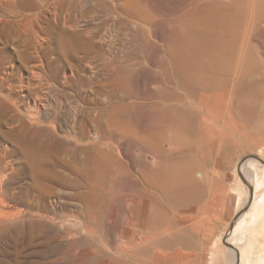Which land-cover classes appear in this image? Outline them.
I'll return each mask as SVG.
<instances>
[{"label":"rangeland","instance_id":"1","mask_svg":"<svg viewBox=\"0 0 264 264\" xmlns=\"http://www.w3.org/2000/svg\"><path fill=\"white\" fill-rule=\"evenodd\" d=\"M189 1L0 0V264H92L106 238L119 242L123 163L140 153L144 123L169 125L139 109L171 87ZM40 11L28 32L21 14Z\"/></svg>","mask_w":264,"mask_h":264},{"label":"bare ground","instance_id":"2","mask_svg":"<svg viewBox=\"0 0 264 264\" xmlns=\"http://www.w3.org/2000/svg\"><path fill=\"white\" fill-rule=\"evenodd\" d=\"M44 1L17 7L42 10ZM186 4L171 87L163 81L139 109L144 122L169 125L143 122L140 153L122 167V235L94 248L92 264H264V0ZM21 15L27 31L40 24L41 11Z\"/></svg>","mask_w":264,"mask_h":264}]
</instances>
